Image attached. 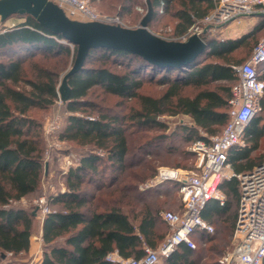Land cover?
Masks as SVG:
<instances>
[{
	"label": "trees",
	"instance_id": "1",
	"mask_svg": "<svg viewBox=\"0 0 264 264\" xmlns=\"http://www.w3.org/2000/svg\"><path fill=\"white\" fill-rule=\"evenodd\" d=\"M161 1L151 0L154 7ZM163 1L166 11L179 5L175 16L181 20L179 25L186 26L215 5L212 0ZM128 3L120 1L122 13H133L137 3ZM203 3L204 11L199 8ZM10 18L20 22L0 32V52L8 57V61L0 62V261L1 252L16 256L30 249L36 213L13 207L12 202L38 192L45 173L42 121L34 113L49 108L59 98V72L44 61L71 54V44L33 16L15 14ZM162 21L163 16L155 11L150 24ZM260 26H264V20ZM259 30L226 39L205 32L202 36L208 43L207 49L180 67L159 66L126 50H90L83 68L68 79L71 90L66 108L71 114L61 138L91 149L82 152L79 163L66 173V189L52 195L57 208L44 218L41 264H122L107 256L117 252L124 259H139L145 255L146 246L157 249L164 242L169 226L160 211L142 202L145 192L139 190V185L152 179L157 169L143 159H128L130 135L143 133L138 138V148L151 154L145 146L151 144L147 143L146 134L155 129L166 130L167 125L158 116L167 113L191 117L194 124L183 127L188 141L197 139L200 129L218 134L229 120L228 100L238 80L231 55L243 46H252ZM76 52L74 45V60ZM111 62L124 64L128 69L116 72L110 67ZM96 63L100 65L95 66ZM260 77L264 80V71ZM218 82L225 83L216 85ZM147 83L165 85L167 89L158 96L151 95L142 90ZM94 88L136 104L127 113L111 114L88 101ZM188 88L195 92L186 93ZM261 105L264 110V95ZM93 113L96 115L92 116ZM263 119L256 115L247 126L245 147L230 150L229 161L236 172L250 170L264 161L243 163L264 138ZM166 183L174 184L178 190L177 183ZM220 188L227 196L226 203L211 201L203 210V217L212 224L219 217L226 221L225 215L233 207L229 196L239 203L240 184L236 177L225 179ZM236 219L237 213L231 220L232 230ZM207 234L210 233L199 232L194 239L202 241ZM195 250L180 245L162 259L166 264H196Z\"/></svg>",
	"mask_w": 264,
	"mask_h": 264
},
{
	"label": "built area",
	"instance_id": "2",
	"mask_svg": "<svg viewBox=\"0 0 264 264\" xmlns=\"http://www.w3.org/2000/svg\"><path fill=\"white\" fill-rule=\"evenodd\" d=\"M66 14L81 21H101L124 24L119 15L100 13L88 0H52ZM148 1V0H145ZM214 9L196 21L182 40L193 33L215 32L218 28L241 16L264 14V0H212ZM15 23L13 26H16ZM264 64V37L251 55L240 65L233 66L238 80L233 84L229 104V120L218 134L200 131L189 149L195 155L194 169L161 166L153 179L145 186H157L166 182L178 184L183 208L180 212L161 211L160 216L170 232L157 248L145 247L142 258L124 259L117 252L110 253L109 260L122 264H158L170 256L180 245L196 248L194 235L212 233L214 225L203 217V210L211 201L224 205L226 194L221 190L225 179L236 177L240 184L237 219L232 249L219 258L220 264H264V161L244 172L231 168L229 152L245 147L244 133L247 126L262 109L264 80L260 66ZM45 198L39 199L44 214L50 212Z\"/></svg>",
	"mask_w": 264,
	"mask_h": 264
},
{
	"label": "rangeland",
	"instance_id": "3",
	"mask_svg": "<svg viewBox=\"0 0 264 264\" xmlns=\"http://www.w3.org/2000/svg\"><path fill=\"white\" fill-rule=\"evenodd\" d=\"M121 0H88L89 4L100 13H106L111 15H119L124 25L131 26V22L134 24L138 21L139 15L146 12L145 0H128L129 5L137 3L144 7L139 11L137 6L133 13L120 11ZM134 3V4H135ZM131 11V10H130ZM120 12L122 14H120ZM125 13L129 18L124 17ZM132 16V21H131ZM136 16V17H135ZM20 21V20H19ZM15 23L12 21L3 22L0 20V32L6 29L13 28ZM167 22H155L153 28L157 29L161 34L167 36V38H174L173 31L167 30ZM232 33L228 30L225 32L215 31L212 35L220 39H226L230 37ZM203 35V34H201ZM257 37L252 41V46H243L231 55L233 60L232 66L240 65L243 63L253 52L256 45L264 37V26L256 33ZM71 54H62L55 58L45 59L44 63L50 67L58 70V92L59 86L62 82L64 75L70 70L74 61V45H70ZM25 54V52H22ZM8 61V57L4 56L0 52V62ZM100 65L99 63L94 64ZM110 67L116 72L127 71V66L121 63L111 62ZM260 72L264 70L260 67ZM225 82H218L223 84ZM227 84V83H226ZM28 87V86H26ZM29 88V87H28ZM167 89L165 85H159L157 83H147L143 87V91L148 94L158 96ZM194 88H188L186 93L193 94ZM88 101L95 103L98 107L106 109L111 114H124L130 110L131 105H135L134 100H123L117 96L105 94L99 88H94L89 94ZM66 102L59 98L49 108L43 110H36V114L42 121V136L45 143L43 152V159L45 163V173L43 176L42 184L38 192L30 194L21 200L12 202L13 207H21L27 210H33L35 215L34 230L31 235L30 249L27 253L13 255L11 252H1L2 260L1 264H41L44 258V241H43V222L45 218L44 211L38 206L39 199L45 198V206L52 211L57 208L53 204L52 195L58 192H63L66 189V173L71 167L76 166L79 163L80 154L86 150L91 149V146H78L71 141L61 138L63 130L68 123V116L71 114L66 108ZM96 114H92L95 116ZM257 116L264 118V110H260ZM158 119L167 125L166 130H153L147 135L149 145L145 144L148 149H151V154L143 153L141 148H138L139 137L143 133H137L130 135V156L128 159H132L133 162L140 161L150 164V167L154 166L158 170L161 166L179 167L182 169H194L196 158L190 151L189 147L192 140L185 139L183 134V127L192 126L193 120L189 115L183 113L177 114H163L158 116ZM264 123V119L262 121ZM223 128V127H222ZM220 128V132L222 130ZM200 129L198 135H200ZM138 140V141H137ZM137 141V142H136ZM136 142V143H135ZM264 160V138L261 140L259 147L252 151L251 158L244 160L243 163L254 161L259 163ZM142 162V161H141ZM47 163V167H46ZM143 163V164H145ZM142 164V165H143ZM233 169V165L231 164ZM47 169V170H46ZM156 170V172H157ZM233 171H235L233 169ZM153 179V178H152ZM152 179L139 185V190L145 192L144 203L152 206L157 211H174L180 212L183 208L181 196L177 188L172 183H163L157 186L145 185ZM88 187V184H86ZM229 201L233 207L230 212L225 215L226 221L222 222V217L217 218L213 223L214 231L210 234L204 235L202 241L196 242V250L194 258L196 264H219L218 259L225 253L229 252L234 245V229H230L232 223V217L238 211V202L234 196H229ZM229 219V220H228ZM164 229L167 226L164 224ZM170 231V229H169ZM212 247H215L214 249ZM158 264H166L165 259H161Z\"/></svg>",
	"mask_w": 264,
	"mask_h": 264
},
{
	"label": "water",
	"instance_id": "4",
	"mask_svg": "<svg viewBox=\"0 0 264 264\" xmlns=\"http://www.w3.org/2000/svg\"><path fill=\"white\" fill-rule=\"evenodd\" d=\"M15 14L33 16L41 25L77 46L74 63L59 86L62 101H67L70 96L69 77L83 68L93 48L126 50L159 66L180 67L194 61L208 47L207 41L198 33H193L187 40H175L151 31L148 25L155 14L151 0L147 1V12L136 27L72 19L52 0H0L1 21Z\"/></svg>",
	"mask_w": 264,
	"mask_h": 264
},
{
	"label": "crops",
	"instance_id": "5",
	"mask_svg": "<svg viewBox=\"0 0 264 264\" xmlns=\"http://www.w3.org/2000/svg\"><path fill=\"white\" fill-rule=\"evenodd\" d=\"M136 6H137V9L139 11L141 10L142 7H144V6L138 5V4ZM197 6H199V5H197ZM178 8H179V5H175L174 7H170V11H169V9H168V11H166L163 0L161 1L160 5L158 7H155V11L158 12L159 16H160V14L163 16V22H167V24H168L166 26L167 30L176 32L174 38H168V39L182 40L183 37L190 31L191 27L195 24V23H193L189 26H186L185 23H182V24L180 23V25H179V22L181 20L179 17L175 16V11ZM199 8L204 11L205 3H203V5L201 4L199 6ZM212 10L209 9L208 13L204 12L203 15L197 19V21H199L200 19L205 17ZM146 12H147V1H146ZM146 12L144 14L141 13L139 15V17H138L139 19L137 22H135L134 24L131 22V27L139 26L141 23V20L144 17V15L146 14ZM124 17L129 18V16L126 13H125ZM133 18L131 16V21ZM263 20H264V14H255L252 16H241V17H238L237 19H234V20L230 21L229 23L223 25L222 27L218 28L216 31L225 32V31L229 30L232 34L230 35V37H226V38H236V37L242 36L243 34L251 32L253 29H257V28L262 29L263 26H260V25L263 22ZM7 21H12L13 23H17V24L20 22L16 18H10ZM177 25H179V26H177ZM148 26H149V29L151 31L167 38V36H165L164 34H161L157 29L153 28V26H155V22H153L152 24H150V22H149ZM211 34H213V33H211ZM263 65H261V66H262V69L264 70Z\"/></svg>",
	"mask_w": 264,
	"mask_h": 264
}]
</instances>
